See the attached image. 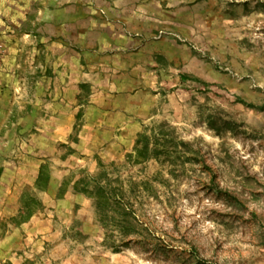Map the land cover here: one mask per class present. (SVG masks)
I'll return each instance as SVG.
<instances>
[{
    "label": "rangeland",
    "instance_id": "rangeland-1",
    "mask_svg": "<svg viewBox=\"0 0 264 264\" xmlns=\"http://www.w3.org/2000/svg\"><path fill=\"white\" fill-rule=\"evenodd\" d=\"M164 7L169 24L151 38L176 48L154 59L160 73L150 70L151 84L136 75L133 91L144 92L130 109L139 131L118 153L106 145L83 163L71 159L88 89L77 98L70 138L46 156L28 149L39 127L21 135L4 128L13 144L5 159L20 165L0 172V264H264V0H164ZM121 87L113 94L120 105ZM30 99L27 91L20 100ZM43 165L58 188L33 189ZM102 169L127 193V229L74 192ZM25 193L42 207L15 226Z\"/></svg>",
    "mask_w": 264,
    "mask_h": 264
},
{
    "label": "crops",
    "instance_id": "crops-1",
    "mask_svg": "<svg viewBox=\"0 0 264 264\" xmlns=\"http://www.w3.org/2000/svg\"><path fill=\"white\" fill-rule=\"evenodd\" d=\"M168 24L164 0H0V172L20 165L5 159L13 148L12 135L2 137L6 126L20 135L39 127L27 147L30 156L45 155L70 138L84 89L93 96L71 159L83 163L106 145L118 153L139 131L130 109L144 92L133 91L136 75L151 84L150 70L160 73L154 59L176 48L151 38ZM119 85L121 105L113 95ZM27 91L30 101H21Z\"/></svg>",
    "mask_w": 264,
    "mask_h": 264
},
{
    "label": "trees",
    "instance_id": "trees-1",
    "mask_svg": "<svg viewBox=\"0 0 264 264\" xmlns=\"http://www.w3.org/2000/svg\"><path fill=\"white\" fill-rule=\"evenodd\" d=\"M140 142L143 143V149H149V141L145 134L140 135ZM137 151L140 155L145 156V153H142L140 149ZM131 158V155L127 156L128 161H131ZM46 168L44 165L41 167L34 190L39 192L49 190L51 179L45 172ZM115 168L116 166L113 164L112 169ZM109 173L110 171L102 169L95 176H86V178L80 179L74 185V192L93 199L97 208L101 209L104 219L107 221L112 219L114 227L116 226V228L121 230L127 229L133 226V216L131 215L130 207L126 203L127 193L118 186L120 177H114L111 174L109 176ZM41 207V202L34 195L29 196V194L25 193L22 208L19 214L12 219L13 224L19 226L27 222Z\"/></svg>",
    "mask_w": 264,
    "mask_h": 264
},
{
    "label": "built area",
    "instance_id": "built-area-1",
    "mask_svg": "<svg viewBox=\"0 0 264 264\" xmlns=\"http://www.w3.org/2000/svg\"><path fill=\"white\" fill-rule=\"evenodd\" d=\"M0 59H1V49H0Z\"/></svg>",
    "mask_w": 264,
    "mask_h": 264
}]
</instances>
